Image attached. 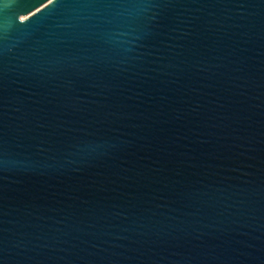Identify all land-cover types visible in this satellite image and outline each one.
<instances>
[{
    "label": "water",
    "instance_id": "obj_1",
    "mask_svg": "<svg viewBox=\"0 0 264 264\" xmlns=\"http://www.w3.org/2000/svg\"><path fill=\"white\" fill-rule=\"evenodd\" d=\"M0 264H264V0H0Z\"/></svg>",
    "mask_w": 264,
    "mask_h": 264
}]
</instances>
